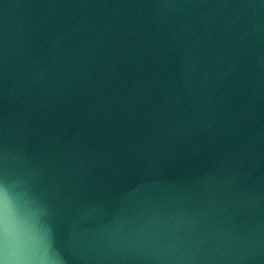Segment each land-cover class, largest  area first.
Returning <instances> with one entry per match:
<instances>
[{
  "label": "water",
  "instance_id": "95a60500",
  "mask_svg": "<svg viewBox=\"0 0 264 264\" xmlns=\"http://www.w3.org/2000/svg\"><path fill=\"white\" fill-rule=\"evenodd\" d=\"M0 179L64 264H264V0H0Z\"/></svg>",
  "mask_w": 264,
  "mask_h": 264
},
{
  "label": "clouds",
  "instance_id": "9594fccd",
  "mask_svg": "<svg viewBox=\"0 0 264 264\" xmlns=\"http://www.w3.org/2000/svg\"><path fill=\"white\" fill-rule=\"evenodd\" d=\"M47 211L19 179H0V264H64Z\"/></svg>",
  "mask_w": 264,
  "mask_h": 264
}]
</instances>
